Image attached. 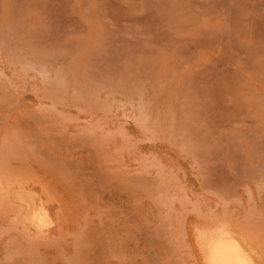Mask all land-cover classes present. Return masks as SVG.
I'll return each instance as SVG.
<instances>
[{
    "label": "rangeland",
    "instance_id": "rangeland-1",
    "mask_svg": "<svg viewBox=\"0 0 264 264\" xmlns=\"http://www.w3.org/2000/svg\"><path fill=\"white\" fill-rule=\"evenodd\" d=\"M219 222L264 264V0H0V264H206Z\"/></svg>",
    "mask_w": 264,
    "mask_h": 264
},
{
    "label": "bare ground",
    "instance_id": "bare-ground-1",
    "mask_svg": "<svg viewBox=\"0 0 264 264\" xmlns=\"http://www.w3.org/2000/svg\"><path fill=\"white\" fill-rule=\"evenodd\" d=\"M46 212L48 211L42 208L39 211H34V214L29 218L31 223L37 227H46ZM202 230L198 232L197 236L204 245L203 258L206 264H257L261 259L262 250L254 248L250 241L245 239L244 234L234 229L232 225L219 222L209 231Z\"/></svg>",
    "mask_w": 264,
    "mask_h": 264
}]
</instances>
